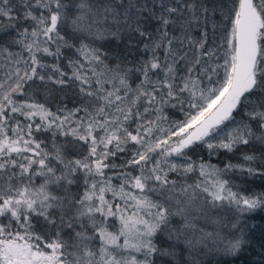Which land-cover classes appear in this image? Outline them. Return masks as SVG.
Returning <instances> with one entry per match:
<instances>
[{"label": "snow or ice", "instance_id": "snow-or-ice-1", "mask_svg": "<svg viewBox=\"0 0 264 264\" xmlns=\"http://www.w3.org/2000/svg\"><path fill=\"white\" fill-rule=\"evenodd\" d=\"M261 211L264 0H0V264H264Z\"/></svg>", "mask_w": 264, "mask_h": 264}, {"label": "trees", "instance_id": "trees-1", "mask_svg": "<svg viewBox=\"0 0 264 264\" xmlns=\"http://www.w3.org/2000/svg\"><path fill=\"white\" fill-rule=\"evenodd\" d=\"M229 27H230V25H229ZM218 35H221V34L218 33ZM217 42L219 43V41H217ZM115 44H116V42H115V41H112L111 44L106 45V48L111 49L112 47L115 46ZM121 47H122V45H121ZM64 52H65V56L72 55V52H70V51L67 50V49H65ZM51 60H52V58H49L48 62H51ZM22 98H23V97H21V99H22ZM66 103H67V106H68L69 108H71V107L73 106V102H72V97H71V95L68 97ZM142 110H143V109L141 108V111H142ZM183 118H184V117H183V114H182L178 109H177V110H170V112H169V119H170V120H182ZM37 138H38V139H43V140H46V141L50 142L51 139H52V134H51V132H48V133H38V134H37ZM65 139H67V140H71V137H68V138H65V137H58L57 142H58V143H63V142H65ZM198 158H203V159H206V160L209 159L208 156H207V152H206V151L202 152ZM210 162H212V163H218V161H217L216 159H214V158H213ZM233 162H235V160H234ZM220 166L222 167L223 165L220 164ZM173 178H176V177H173ZM196 179H197V176H196V175H191V176L188 178L187 182H188V183H193ZM114 183H117V184H118V181H114ZM254 219L256 220V222H257L259 225H261V230H264V211L259 212V213L255 216ZM259 234H260V233H259V231H258V232H257V236H259ZM244 259H245V258H241V260H244ZM209 264H212V262L210 261ZM222 264H223V262H222ZM231 264H241V261H240V260H238V261H234V262H231Z\"/></svg>", "mask_w": 264, "mask_h": 264}]
</instances>
